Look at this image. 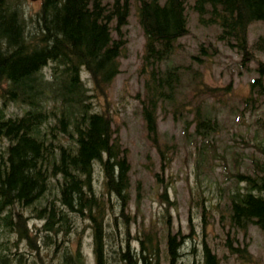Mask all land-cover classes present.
<instances>
[{
    "label": "trees",
    "instance_id": "trees-1",
    "mask_svg": "<svg viewBox=\"0 0 264 264\" xmlns=\"http://www.w3.org/2000/svg\"><path fill=\"white\" fill-rule=\"evenodd\" d=\"M133 3L145 35L139 67L145 89L141 112L157 146V110L165 101H176L181 80L178 66L167 57L188 31L187 4L201 24L217 25V36L244 60L250 56L249 24L264 21V0H40L34 11L25 10L21 0H0V264H44L37 245L39 232L28 226L19 204L43 219L42 236L49 241L68 231L78 215L89 217L94 264H159L158 241L150 246V232L141 231L140 247L129 249L127 147L113 129L111 116L96 110L92 102L119 71L126 46L122 27ZM48 64L46 76L43 69ZM81 68L90 74L93 86L85 84ZM252 88L263 94L259 77ZM209 90L214 94L216 89ZM243 100L249 104L251 93ZM190 120L184 123L185 132ZM194 122L197 134L218 124L216 116L210 117V108L202 112L197 105ZM209 143L201 145L210 148ZM258 150L263 155L252 173L240 169L233 173L236 184L244 183L242 189L235 184L229 196L230 222L237 228L263 223L262 143ZM96 160L103 166L106 193L98 194L91 183ZM109 194L118 199V215L107 200ZM161 197L166 199L165 189ZM107 201L113 222L118 216L122 220L124 242L113 231L103 234ZM19 239H26L32 254L18 249ZM182 241L167 232L168 264H187L180 258ZM237 252L247 257L242 250ZM59 258V264H87L78 250L72 253L65 244ZM202 258L203 264H220L205 243Z\"/></svg>",
    "mask_w": 264,
    "mask_h": 264
},
{
    "label": "rangeland",
    "instance_id": "rangeland-1",
    "mask_svg": "<svg viewBox=\"0 0 264 264\" xmlns=\"http://www.w3.org/2000/svg\"><path fill=\"white\" fill-rule=\"evenodd\" d=\"M21 5L34 11L40 0H21ZM186 16L188 31L178 39L170 58L182 71L176 101H165L163 108L157 110L159 146L148 137L141 114L140 99L145 89L139 67L144 35L135 6L130 7L127 23L122 27L126 46L119 58L120 70L105 93L92 97L94 108L111 116L112 127L128 151V246L130 251L138 249L141 231L150 232V246L158 241L159 264H168L165 251L170 232L183 240L180 258L187 264H203L204 243L215 252L220 264H264V219L262 224L248 225L247 231L234 228L229 220V196L237 182L233 173L239 169L252 173L263 155L258 145H264V93L253 92L247 105L243 99L249 94L250 81L258 77V61L264 63V22L249 25L252 58L244 60L217 38V25L199 24L196 12L188 4ZM113 35L116 36L115 31ZM49 69L50 64L43 69L46 76ZM81 76L86 85L93 86L84 69ZM263 80L264 76L259 77V81ZM210 88L216 89L214 94ZM196 105L202 112L210 108V117L217 116L218 124L202 129V134L195 133ZM10 108L14 110L16 106ZM187 119L191 120L185 132ZM203 141H209L210 148L202 147ZM103 179L102 164L95 161L91 183L98 194L106 193ZM243 184L236 185L242 189ZM164 189L166 199L161 197ZM108 198L118 215L117 197L110 194ZM17 207L27 215L31 230L39 232L37 245L44 264H59L63 244L72 253L78 250L87 264H94L93 226L85 214L78 215L69 223L72 226L68 231L56 233L49 241L42 236L43 219L33 215L29 207ZM103 216L108 219L103 225L104 236L113 231L124 242L122 220L118 216V221L113 222L108 201ZM18 249L27 250L29 255L34 251L26 239H19Z\"/></svg>",
    "mask_w": 264,
    "mask_h": 264
}]
</instances>
